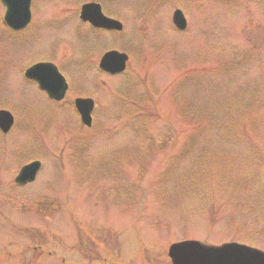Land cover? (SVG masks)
Returning <instances> with one entry per match:
<instances>
[{
  "label": "rangeland",
  "instance_id": "obj_1",
  "mask_svg": "<svg viewBox=\"0 0 264 264\" xmlns=\"http://www.w3.org/2000/svg\"><path fill=\"white\" fill-rule=\"evenodd\" d=\"M91 1L124 31L81 23ZM32 12L12 33L0 3V110L15 116L0 132V264H171L184 240L264 251V0H33ZM112 50L130 57L121 76L98 69ZM44 61L69 82L64 102L24 77ZM149 89L153 117L134 120ZM78 97L96 101L92 128ZM35 160L37 180L16 185Z\"/></svg>",
  "mask_w": 264,
  "mask_h": 264
},
{
  "label": "water",
  "instance_id": "obj_2",
  "mask_svg": "<svg viewBox=\"0 0 264 264\" xmlns=\"http://www.w3.org/2000/svg\"><path fill=\"white\" fill-rule=\"evenodd\" d=\"M8 8L6 14L7 24L15 29L25 28L31 21V0H2ZM82 19L89 21L97 28L122 31L123 25L109 19L102 14L101 6L89 4L83 7ZM175 26L184 31L188 22L181 10H177L173 16ZM129 57L126 54L112 51L102 58L100 68L112 75L123 73L126 70ZM27 78L37 81L41 89L45 90L49 97L57 101L64 99L67 84L52 64H38L29 69ZM76 107L81 114L85 125H92V111L94 101L91 99H78ZM14 125V118L7 111H0V129L7 134ZM41 168L40 162H33L25 166L19 173L16 182L26 185L33 182ZM169 257L172 264H264V252L238 244H225L215 247L202 244L197 241H187L174 244L169 249Z\"/></svg>",
  "mask_w": 264,
  "mask_h": 264
},
{
  "label": "trees",
  "instance_id": "obj_3",
  "mask_svg": "<svg viewBox=\"0 0 264 264\" xmlns=\"http://www.w3.org/2000/svg\"><path fill=\"white\" fill-rule=\"evenodd\" d=\"M241 138H242V141H244V140H245V137H242V136H241ZM159 144H162V142H160Z\"/></svg>",
  "mask_w": 264,
  "mask_h": 264
}]
</instances>
